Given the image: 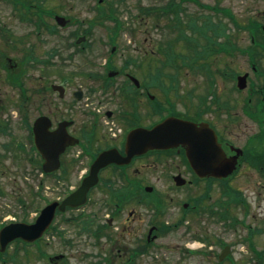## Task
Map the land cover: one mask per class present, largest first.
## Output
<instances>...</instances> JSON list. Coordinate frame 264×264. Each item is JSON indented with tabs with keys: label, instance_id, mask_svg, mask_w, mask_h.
Wrapping results in <instances>:
<instances>
[{
	"label": "flooded vegetation",
	"instance_id": "af4514ba",
	"mask_svg": "<svg viewBox=\"0 0 264 264\" xmlns=\"http://www.w3.org/2000/svg\"><path fill=\"white\" fill-rule=\"evenodd\" d=\"M191 6L200 10H210L217 15H223L224 10L232 12L224 5L223 0H175L171 3L173 19L166 21L164 28L166 24H169V28L165 30L170 36L173 57L171 66L168 68L170 73L166 74L172 80L173 85L170 87L174 90L161 94L162 97H168L169 107L162 105L159 100L160 90H166L161 84V73L165 71L159 66V58L153 59L155 51L156 54L161 55L160 43L154 47L155 50H150L151 56L148 60L146 59L147 62H145V54L148 52L142 51L137 44H133L132 48L127 47L125 50L135 51L137 56H131L130 53L125 52L127 56L121 63L116 64L112 59L124 55L123 51L118 52L124 45L120 44L119 29H111L108 31L112 36L106 37L104 42L107 61L102 68L87 73L90 77L88 87L84 90L77 87L80 93L75 90L71 92L75 100L65 103L69 106V115L65 114L63 105L61 110L57 106L55 109L39 114L48 117L49 132L54 131L60 123H64L66 134L76 139L74 144L66 146L60 154V166L57 169L64 174H69L71 168L75 171L80 167L81 173L78 174L77 182L71 185L73 189L80 185L98 155L108 152L114 156L113 160L108 161L97 171V182L88 190L84 204L76 208L66 206L62 214L57 213V210L55 212V215L60 216L64 223L66 219H69V217H63L64 213L86 206L90 201L91 193L97 189L98 195L94 203H99L100 195L105 197L102 206L96 204V208L108 209L109 213L99 222L96 219L98 216L96 212L86 218H83L82 212L79 213L80 221L88 220L87 228L91 230L88 233L92 235L94 232L106 241L107 234L102 232L105 229L111 230L112 234L126 236L128 239L129 234H134L132 237L134 243L125 242L121 244L122 249L117 248L116 244L95 243L94 252H92L94 261L91 264H115L116 258L121 259V264H139L137 258L151 248L156 249V242L161 236L180 234L182 230L194 232L192 226L195 227L198 224L199 220L196 217L201 213L207 217L205 219L207 225L210 223L209 226L217 230H221L218 225L227 230L237 229L236 224L239 218L232 214L231 206L242 209L241 201L245 198H240V191L229 185L233 175L228 179L213 176L199 177L180 146L167 150L149 148L135 153L134 148L131 147L132 135L128 133L137 128L151 129L166 116H176L194 125L196 131H191V135H205V132L199 130L211 128L213 131L206 135H215L224 154L230 157L235 154L234 149L239 147L230 135L237 134L225 130L224 122L228 123L227 127L230 129H236L240 121L239 111L244 112L247 117L254 115L253 113L257 111L261 126L249 116L258 126V132H252L251 140L248 137L244 146L239 147L243 152L239 156L237 169L241 171V168H252L263 174L264 178V112L257 110V100L261 99L262 104L264 103L262 87L254 84L248 71L234 69V61L239 58L240 47L227 33L228 28L225 29V33L222 32L225 24L220 20H212L211 16L204 14L200 15L201 20L190 21L188 17L191 14H188L186 10ZM249 18L259 22L256 16ZM106 22L116 23L104 21L99 26L106 27ZM191 22L202 26L201 35L192 30ZM260 25L264 30V24L260 23ZM123 26L124 23L120 24V27ZM122 30L120 29V32ZM108 31L104 29L106 35ZM226 40H230L232 45L227 43L226 46ZM140 52H142L141 55H138ZM10 67L13 68V66ZM251 68L255 67L251 66ZM243 73H247L248 85L243 89L244 99L240 100L242 89L238 88L236 79ZM194 74L202 77L201 85L178 83L182 76L187 78ZM62 79L66 80V77ZM218 80L221 84H218ZM61 85L64 87L62 97L49 86L59 98L64 97L67 89L64 82ZM88 88L93 91V94L95 92L100 94L95 101L86 95ZM257 94L261 97L253 102ZM73 107L76 109L72 111ZM79 117L82 119L79 120ZM33 121L29 122L27 117L22 120L25 128L24 135H30ZM31 135H33L32 132ZM249 140L250 144H247ZM256 140L259 141V145L254 147ZM176 162L179 165L174 168L173 164ZM40 163L42 164L41 160ZM56 171L46 176L54 175ZM178 175L180 179L184 178L182 185H177L174 181V177ZM235 189L240 197L226 196L228 192H234ZM63 197L64 195L57 196L55 199L60 201ZM129 206L132 207L131 210L126 212ZM142 210L148 212L147 222L143 221ZM122 214L127 216L123 218L121 227L114 225L118 219H121ZM53 222L44 231V240L49 231H53ZM143 225L146 227L142 228ZM207 230L210 229L207 227L205 231ZM139 231H143L140 236L137 234ZM204 237L206 243L203 245H207V249L202 255L209 264H232L229 253L219 260V254L224 245L221 246L219 253L215 252L212 249L214 242L210 243L207 240L208 236ZM216 240L219 241L220 238L216 237ZM227 246L229 247L228 244ZM180 252L182 255H187V258L194 255L191 250L185 248H181ZM46 258L47 264H63L66 254H51Z\"/></svg>",
	"mask_w": 264,
	"mask_h": 264
},
{
	"label": "rangeland",
	"instance_id": "374dc122",
	"mask_svg": "<svg viewBox=\"0 0 264 264\" xmlns=\"http://www.w3.org/2000/svg\"><path fill=\"white\" fill-rule=\"evenodd\" d=\"M109 1L113 2V6L117 11L116 15L124 21V29L121 32L119 30L118 34L121 38L120 44L124 45L118 52L123 51L124 55L113 57V62L116 64L121 63L124 57L127 56L125 52L130 53L131 56H137L135 51L125 50L127 47L132 48L133 44H137L142 51L148 52L145 54V62H147L151 56L150 50L154 49L161 41L164 42L168 39L167 31L164 28V23L168 18L165 17L163 19L162 17L156 21L151 17L153 13H148L151 16L140 13L139 6L157 5L166 0ZM39 2L45 6L46 10H57V14L69 18L70 22L68 25L60 27L55 24L53 15H44L46 24L53 27H46L43 18V23L36 27L35 23L24 22V20L22 21L18 18L12 8L11 1L0 0V57L6 55L15 62H21L19 68H11V63L9 68L14 72H22L21 79L27 89L25 91L27 96L24 100L17 85H13L14 83L8 81L7 72L3 69V65L0 64V226L7 221L32 222L40 208L50 198L63 196L72 189L71 185L77 182L78 174L81 173L80 167L75 171L71 168L69 174H64L60 170H57L54 175L46 176L42 174L39 169L40 162L37 160V155L34 150L32 152L30 149L28 135H24L25 128L21 117H27L29 122H31L40 113H46L49 109H55L57 106L60 109L62 108L61 105L64 106L65 114L69 115V106L65 103L74 99L71 92L77 90V87L82 88V90L88 87L90 77L87 76V73L102 68L107 61L106 57H108L104 43L107 35L104 29L100 26L90 25L91 18L97 13L96 0H41ZM101 3H103L101 6L107 8V2L104 3L103 1ZM223 3L231 9L241 24L252 16H256L259 23L264 24V0H223ZM186 12L193 15H209L212 20H220L221 23L227 25V33L237 46L243 48L248 45L250 40L248 32L243 28L240 29L230 20L225 19L223 15H217L210 10H200V8H195L194 6L188 7ZM46 13L49 14V12ZM106 23L112 24L111 22ZM84 29H87L88 32L82 33ZM75 30L81 32L78 35L86 37L84 43L87 42V44H85L83 50L77 49L82 43L76 47L72 45L71 41L76 39V36H73ZM60 48L62 52L65 50L64 57L66 54H72L73 57H65L64 61H62L55 53ZM141 53L138 55H141ZM246 57L247 55L244 52L239 51V58L234 61V69L248 71L254 84L261 85L262 93H264V79L259 77L264 74V56L262 55L254 61V66L258 71L257 74H254L248 66ZM86 58L91 59L94 63L89 64ZM156 58H159V66L165 71L161 73V80L164 82L166 93L172 92L174 90L170 87L173 85L172 80L170 77H166V73H170L168 68L171 65L168 63L162 67L161 63H164V57L162 58V55L156 54L155 51L153 59ZM230 67H232V64H230ZM63 76L64 78L66 77V80L62 79ZM63 82L66 84L67 89L64 97L59 98L49 86L52 83ZM201 82L202 77L199 74H194V76L189 75L187 78L182 76L178 83L183 85H201ZM218 84H221V81L218 80ZM163 92V89L159 92V100L162 103L161 99L163 97L161 94ZM86 95L89 99L95 101L100 94L98 92L93 94V91L88 88ZM244 95L245 91L242 89L239 99L243 100ZM260 97L261 95L257 94L253 102ZM262 102L263 100L261 99L257 100V110L264 112V103L262 104ZM72 105L76 104L72 103ZM242 105L243 103L241 102ZM75 109L73 107L72 111ZM239 115V126H236V129L227 127V122H224V126H226L225 130H230L237 134L230 135V137L236 140L239 147H243L248 137L251 140V133L258 132V126L253 123L249 116H245L244 112L240 113L239 111ZM81 119L82 117H79V120ZM250 140L247 144H250ZM257 145H259V141L257 142L256 140L253 146L257 147ZM29 155L34 157L38 163L30 160ZM177 165H179L178 162L173 164V167L177 168ZM262 175L252 168H241V171L233 174L230 179L229 185L237 188L244 196L247 205H249V208L244 212L240 208L231 206L232 214H235L238 218L243 217L245 226L239 224L237 229L232 231L218 225L221 230H217L215 227L209 226L210 223L207 225L205 220L207 217L201 213L200 216L196 217L199 220L198 224L195 227L192 226V229L195 230L194 232L182 230L180 234L161 236L156 242V249L151 248V250L137 258L139 264H203L205 260L200 255L187 258V255H182L180 252L181 246L189 247L191 245L196 247L194 250L200 249V247L204 249L203 246H200L201 242L193 236L194 234L201 237L208 236V242H214L212 249L215 252L221 251L220 245L222 242L227 243L230 247L231 261H234V264H264V178ZM96 190L91 193L90 201L86 206L79 210L64 213L63 217H69L64 223L62 218L56 215L53 222V231H49L45 240L41 241L42 254H39L36 245L29 246L26 254L22 249L23 247L20 245L16 246L18 243L15 241L11 242L5 251L8 254L16 253L17 262L22 264H47V255L58 253L66 254L63 264H91L94 261L92 252H94L93 245L95 243L105 244L107 242L108 244H116L119 249H122L121 244L125 242L134 243L132 239L134 234H129L130 238L128 239L126 236L112 234L111 230L108 231L109 229H107L106 231L105 229L102 231L103 234L108 233V237H110V240L106 241L103 238L94 239V232H92V235L88 233L91 231L87 228L88 220L80 221L79 213L82 212L83 218H86L96 212L98 214L96 217L97 222L104 220L103 217L109 213L108 209L96 208V204L102 206L105 197L100 195L99 203H94L96 201L95 197L98 195ZM131 208L129 206L126 212H130ZM142 212L143 221L147 222L148 212L144 210ZM126 216V214H122L121 219H118L114 225L121 227L122 220ZM248 224L252 227V231L255 230L254 227L257 230L252 233L250 240H244L245 237L249 236L246 229ZM145 227V225L142 226V228ZM207 227L210 230L205 231ZM142 233L143 231H139L137 234L140 236ZM216 237L220 238V240L217 241ZM248 244H252L256 250L260 251L261 255L259 257L254 255L248 249ZM115 261V264H121L120 258H116ZM0 264H3V262L0 261ZM4 264L16 263L14 261L13 263Z\"/></svg>",
	"mask_w": 264,
	"mask_h": 264
},
{
	"label": "water",
	"instance_id": "95a60500",
	"mask_svg": "<svg viewBox=\"0 0 264 264\" xmlns=\"http://www.w3.org/2000/svg\"><path fill=\"white\" fill-rule=\"evenodd\" d=\"M59 23L63 24V18L56 16ZM83 40V37L77 41ZM238 86H245V75L238 78ZM57 90L59 96L63 94V88L58 85L52 86ZM49 120L46 116L37 118L33 125L34 143L45 159L43 169L51 171L58 167V156L64 150L65 146L74 144L76 139L67 135L64 129V123L52 131H48ZM195 132L194 125L174 117L166 118L151 129L137 128L129 135H132L131 147L135 153L146 151L149 148H171L182 146L186 157L190 160L194 171L200 176L226 177L234 168L237 156L226 158L220 145L217 143L210 129H201L205 135H191ZM111 154V153H110ZM107 152L101 153L92 164L89 174L83 179L80 186L59 203L53 201L46 205L32 223L15 222L5 225L0 230V249L15 238L25 241H33L40 237L43 231L48 227L53 219L56 208L60 211L65 206H78L85 202L86 194L89 188L97 181V171L114 157ZM177 183L182 181L177 178Z\"/></svg>",
	"mask_w": 264,
	"mask_h": 264
},
{
	"label": "trees",
	"instance_id": "16d2710c",
	"mask_svg": "<svg viewBox=\"0 0 264 264\" xmlns=\"http://www.w3.org/2000/svg\"><path fill=\"white\" fill-rule=\"evenodd\" d=\"M9 1H11L12 8L20 20L35 23L36 27H39L40 24L43 23V20H44V24L46 27L48 28L53 27L52 25L46 24L47 22L44 19V15L52 16L58 11L57 10H51V11L46 10L45 6L41 4V2H39L41 0H9ZM169 6L170 4H167V8H165L166 10L165 12H168L170 10ZM46 12H49V14ZM165 12L164 11L159 12V14H156V17L162 14L169 19V16ZM223 15L227 17L234 25H236L240 29L243 28L247 30L251 36L252 40L248 43L247 46L241 49V52H244L245 54H247L252 61L260 58L262 55L264 56V30L262 29L260 23L256 20H248L246 24H241L240 22H238L237 18L234 17L232 13L227 10L223 11ZM96 19L98 20H103V19L117 20V16H116L115 11L110 10L106 12L104 10H100V11H97ZM190 20H194V19H190ZM190 27H192V30L194 29L195 31H198L196 28H202V27H196L192 25H190ZM225 29H227L226 25L222 28L223 33H225ZM183 34L185 33H182V35ZM199 34L201 33L199 32ZM75 35H76V32L73 33V36ZM225 43H226V46H227V43H230L232 45L230 40H226ZM170 45L171 43H167V47L161 50L164 55V63H161V65H163L162 67H164V64L171 63L172 61L173 55H171ZM3 60H4V56H1L0 57L1 65H3ZM20 64L21 62H17L15 69L19 68ZM261 77L264 79V74ZM21 78H22V72H14L13 70L11 72L7 71L8 81H11L12 83H14L13 85H17V87L21 91L22 98H24L25 100L27 96L25 91H27V89H26L25 83L22 81ZM252 250L254 251L256 256L259 257L261 255L255 249L252 248Z\"/></svg>",
	"mask_w": 264,
	"mask_h": 264
}]
</instances>
